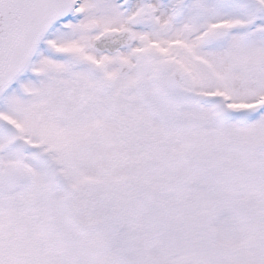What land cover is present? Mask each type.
Instances as JSON below:
<instances>
[{"label":"snow or ice","instance_id":"6c2138e0","mask_svg":"<svg viewBox=\"0 0 264 264\" xmlns=\"http://www.w3.org/2000/svg\"><path fill=\"white\" fill-rule=\"evenodd\" d=\"M0 264H264V0H0Z\"/></svg>","mask_w":264,"mask_h":264}]
</instances>
